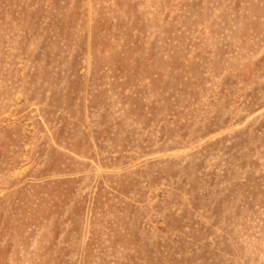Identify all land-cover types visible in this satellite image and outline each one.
<instances>
[{
    "label": "rangeland",
    "instance_id": "obj_1",
    "mask_svg": "<svg viewBox=\"0 0 264 264\" xmlns=\"http://www.w3.org/2000/svg\"><path fill=\"white\" fill-rule=\"evenodd\" d=\"M0 264H264V0H0Z\"/></svg>",
    "mask_w": 264,
    "mask_h": 264
}]
</instances>
